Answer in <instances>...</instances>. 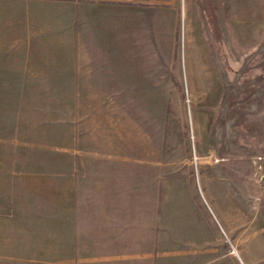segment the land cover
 Wrapping results in <instances>:
<instances>
[{"label": "rangeland", "instance_id": "374dc122", "mask_svg": "<svg viewBox=\"0 0 264 264\" xmlns=\"http://www.w3.org/2000/svg\"><path fill=\"white\" fill-rule=\"evenodd\" d=\"M69 6L0 0V264H264V0H141L93 70Z\"/></svg>", "mask_w": 264, "mask_h": 264}, {"label": "crops", "instance_id": "0c3cea01", "mask_svg": "<svg viewBox=\"0 0 264 264\" xmlns=\"http://www.w3.org/2000/svg\"><path fill=\"white\" fill-rule=\"evenodd\" d=\"M67 1L69 6L68 31L70 33L71 48H116L115 56H107L93 61L88 53L85 62L89 69L112 68L125 62L126 56L134 48V43L140 35V23L146 20V14L140 13L141 0H61ZM87 4L91 6L84 15L78 16L77 7ZM100 4L113 5V9L101 15ZM104 11V9H103ZM92 53V52H90ZM92 57V55H91ZM122 65L121 67H124Z\"/></svg>", "mask_w": 264, "mask_h": 264}]
</instances>
